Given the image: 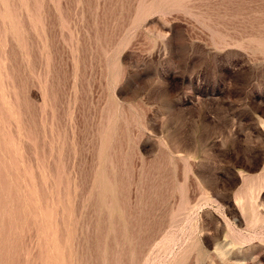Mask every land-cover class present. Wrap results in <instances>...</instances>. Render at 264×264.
Wrapping results in <instances>:
<instances>
[{
    "label": "rangeland",
    "instance_id": "obj_1",
    "mask_svg": "<svg viewBox=\"0 0 264 264\" xmlns=\"http://www.w3.org/2000/svg\"><path fill=\"white\" fill-rule=\"evenodd\" d=\"M0 264H264V0H0Z\"/></svg>",
    "mask_w": 264,
    "mask_h": 264
}]
</instances>
